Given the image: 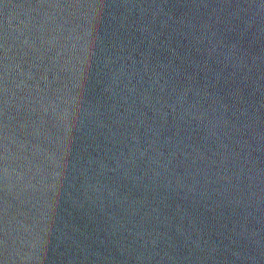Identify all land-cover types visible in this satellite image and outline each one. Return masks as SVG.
Masks as SVG:
<instances>
[{
  "label": "water",
  "instance_id": "95a60500",
  "mask_svg": "<svg viewBox=\"0 0 264 264\" xmlns=\"http://www.w3.org/2000/svg\"><path fill=\"white\" fill-rule=\"evenodd\" d=\"M0 264H264V0H0Z\"/></svg>",
  "mask_w": 264,
  "mask_h": 264
}]
</instances>
